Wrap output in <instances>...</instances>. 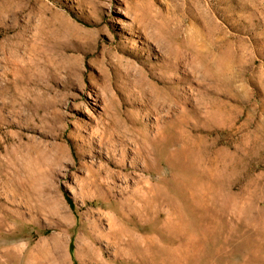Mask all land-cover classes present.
<instances>
[{"label":"rangeland","instance_id":"rangeland-1","mask_svg":"<svg viewBox=\"0 0 264 264\" xmlns=\"http://www.w3.org/2000/svg\"><path fill=\"white\" fill-rule=\"evenodd\" d=\"M0 264H264V0H0Z\"/></svg>","mask_w":264,"mask_h":264},{"label":"bare ground","instance_id":"bare-ground-1","mask_svg":"<svg viewBox=\"0 0 264 264\" xmlns=\"http://www.w3.org/2000/svg\"><path fill=\"white\" fill-rule=\"evenodd\" d=\"M80 254H81V253H80ZM80 254H79V255H80ZM81 256H82V255H81Z\"/></svg>","mask_w":264,"mask_h":264}]
</instances>
